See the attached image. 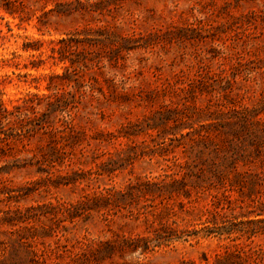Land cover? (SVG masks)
<instances>
[{
	"label": "rangeland",
	"instance_id": "374dc122",
	"mask_svg": "<svg viewBox=\"0 0 264 264\" xmlns=\"http://www.w3.org/2000/svg\"><path fill=\"white\" fill-rule=\"evenodd\" d=\"M0 105L12 112L0 264H216L236 244L264 250V140L259 156L239 148L244 187L206 179L199 154L202 135L223 144L226 121L264 128V0H0ZM176 162H197L203 180L169 212L119 197L169 180ZM141 237L146 250L114 249Z\"/></svg>",
	"mask_w": 264,
	"mask_h": 264
},
{
	"label": "trees",
	"instance_id": "16d2710c",
	"mask_svg": "<svg viewBox=\"0 0 264 264\" xmlns=\"http://www.w3.org/2000/svg\"><path fill=\"white\" fill-rule=\"evenodd\" d=\"M6 7V10L11 12V7L8 4H4ZM12 13V12H11ZM11 110L5 108L4 106L0 105V125L4 120L7 119L8 115H11ZM225 124L223 129L217 128V132L223 133L224 135L223 144H218L217 140L213 139V137H210L209 135H202L200 138V148L199 154L205 155L206 153L208 156L204 160V170L207 173L206 179L211 180L215 185L216 183L219 185H227L226 188H233L234 186L244 187V181L242 180V176L240 173H237L235 170V167L238 164V151L239 148L242 146L249 145L252 149L253 154L261 155V149H262V141L264 140V128L261 129V131L257 132L256 130L252 129L253 126L242 124L239 127H236L234 123L228 122ZM210 150L207 152V150ZM199 164L197 162L195 164H188V167L184 164L175 163L174 165L170 166V169L173 170L172 174H166L165 176L169 178V180H166L164 178L157 179V180H144L140 183H137L136 185H132L128 188V191L126 193H120L119 197L122 199H125L127 196L129 197H152L155 199H158L160 203L163 205L164 211H170L169 208V200L173 199L176 196H179L182 194H187L189 188L192 187V190L196 193L198 192V189L196 186H198V182L201 178H199L198 169H200ZM178 169V170H177ZM194 172L196 173V177L199 180H194ZM179 177H178V176ZM190 177L191 179H188ZM194 180V181H193ZM203 180V179H201ZM188 181H190L192 184H188ZM211 183V184H213ZM197 184V185H196ZM214 185V186H215ZM191 186V187H190ZM109 197L107 195H104V197L100 198L98 201H107L108 202ZM264 214V207H261V209L256 212V215H263ZM250 223H257V221H248ZM169 228L165 227V233L169 232L167 231ZM234 232H239L241 235L246 236L248 239H250L252 236H254L257 231L254 230H245V229H233ZM232 231L228 232L231 234ZM215 232L214 229H211L210 227L206 229V236H209ZM226 232V231H225ZM220 234H223L219 231ZM172 238L174 236L173 233H168L167 235H164ZM152 240L150 237H141L136 239H129L126 240V246H117L114 247V249H117L119 251H124L126 248L135 251L141 246L146 250L149 248V241ZM143 243V245H141ZM112 248V247H110ZM218 258L216 260V264H245L247 261H249V258H254V261L257 262V259L259 261L264 262V250L262 251H252L249 252L245 249V246L243 244L234 245V249L231 251H228L225 255H217ZM125 264H131V263H125ZM138 264H147V263H138ZM179 264H193L191 262L182 261ZM257 264H259L257 262Z\"/></svg>",
	"mask_w": 264,
	"mask_h": 264
}]
</instances>
